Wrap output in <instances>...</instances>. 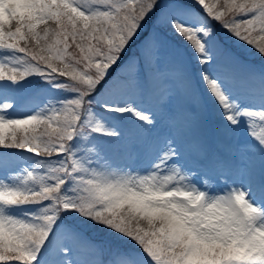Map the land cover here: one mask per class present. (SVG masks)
Returning a JSON list of instances; mask_svg holds the SVG:
<instances>
[{"label": "snow or ice", "instance_id": "snow-or-ice-1", "mask_svg": "<svg viewBox=\"0 0 264 264\" xmlns=\"http://www.w3.org/2000/svg\"><path fill=\"white\" fill-rule=\"evenodd\" d=\"M0 264H264V0H0Z\"/></svg>", "mask_w": 264, "mask_h": 264}, {"label": "rangeland", "instance_id": "rangeland-1", "mask_svg": "<svg viewBox=\"0 0 264 264\" xmlns=\"http://www.w3.org/2000/svg\"><path fill=\"white\" fill-rule=\"evenodd\" d=\"M242 51V50H241ZM250 54H252V53H250ZM247 63H250L251 65H253V63L252 62H247ZM254 66V65H253Z\"/></svg>", "mask_w": 264, "mask_h": 264}]
</instances>
